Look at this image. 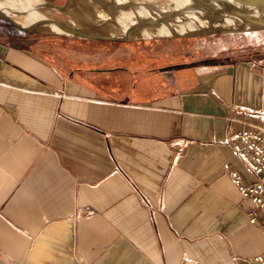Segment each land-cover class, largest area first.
Masks as SVG:
<instances>
[{"label":"crops","instance_id":"1","mask_svg":"<svg viewBox=\"0 0 264 264\" xmlns=\"http://www.w3.org/2000/svg\"><path fill=\"white\" fill-rule=\"evenodd\" d=\"M30 35L0 19V263L252 264L229 134L264 108V54L103 67Z\"/></svg>","mask_w":264,"mask_h":264},{"label":"rangeland","instance_id":"2","mask_svg":"<svg viewBox=\"0 0 264 264\" xmlns=\"http://www.w3.org/2000/svg\"><path fill=\"white\" fill-rule=\"evenodd\" d=\"M0 1L4 5L9 4L17 7L29 5L27 10L33 9L46 18L62 21L76 30L101 36L123 38L105 42L102 40L107 39L82 37L63 30L22 27L25 32L31 34L30 36L68 42V49H70L72 39H81L84 44V60L88 64L93 62V65L98 64L103 67L118 63L123 64L128 61L125 57L130 56V60L135 63L152 61L154 66L161 64V62H166L170 64L169 66L181 62L203 65L227 63L264 54V28L228 31L202 30L166 36L137 34L126 36L122 33L125 25L129 23L127 16L132 14L134 17L131 8H111L109 12L95 0H41L40 4H34V8H31V0ZM126 1L136 5L134 13L139 17L149 16V14H140L146 9L142 4L137 3L138 0ZM155 1L158 2L159 0H154L151 4H155ZM0 19L5 24H12L1 15ZM107 55L110 56L107 57ZM74 56V50L68 52L70 60L72 58L74 60ZM158 69H161L160 65L156 68V70Z\"/></svg>","mask_w":264,"mask_h":264},{"label":"bare ground","instance_id":"3","mask_svg":"<svg viewBox=\"0 0 264 264\" xmlns=\"http://www.w3.org/2000/svg\"><path fill=\"white\" fill-rule=\"evenodd\" d=\"M154 0H138V4H142L146 9L140 14H149V16L139 17L134 13L136 5L126 0H95L96 3L103 6L107 11L111 8H131L133 14H128L129 23L125 25L122 35H169L181 34L197 30L214 28L217 19L220 17L225 26L242 27L243 22L231 21V19L223 18L224 13L228 9L242 8L247 14H258L264 17V0L259 5H241L238 3H229L226 6L216 7L211 13V2L209 0H159L155 4ZM136 3V1H133ZM17 3V2H15ZM41 0H31V8L34 4H40ZM162 5V6H159ZM29 6V5H28ZM27 5L17 7L9 4L4 5L0 1V9L7 17L22 27H31L35 29H52L62 31L63 28L69 27L64 25H55L51 22H45L44 16L37 11L27 10ZM25 13H20V12ZM219 18V19H220ZM242 23V24H241ZM66 26V27H65ZM71 28V27H70ZM65 31V30H63Z\"/></svg>","mask_w":264,"mask_h":264},{"label":"built area","instance_id":"4","mask_svg":"<svg viewBox=\"0 0 264 264\" xmlns=\"http://www.w3.org/2000/svg\"><path fill=\"white\" fill-rule=\"evenodd\" d=\"M237 112L245 115L248 120L236 119L243 126L230 131L229 141L233 153L254 178L245 182L235 169L229 170V178L239 194L249 198L259 210L260 227L264 233V108H240ZM227 166L224 164V167ZM255 219V215L250 217L251 221ZM252 264H264V250L252 257Z\"/></svg>","mask_w":264,"mask_h":264},{"label":"water","instance_id":"5","mask_svg":"<svg viewBox=\"0 0 264 264\" xmlns=\"http://www.w3.org/2000/svg\"><path fill=\"white\" fill-rule=\"evenodd\" d=\"M211 2L210 5V11L211 13L213 12L212 10H214L216 7H222V6H226L229 3H238L241 5H254L257 6L259 5L261 2H263V0H209ZM0 15L4 18H6L8 21H10L13 25L17 26V27H21L19 24H17L16 22H14L13 20H11L9 17H7L3 11L0 9ZM220 18V17H219ZM217 19V23L215 24L214 28H208V29H204L205 31L208 30H214V31H223V30H257V29H261L264 28V17L258 15V14H247L244 13L242 11V8H235V9H228L227 7V11L224 13L223 18L226 19H231V21L233 20V22L237 21H241L243 22L242 27L238 28V27H233V26H225L223 24V19ZM43 20L45 22H51L54 23L55 25H60L62 27H64V25H66L65 23H63L62 21H57L55 19H50V18H46L44 17ZM242 24V23H241ZM66 27V26H65ZM63 30L71 33V34H75L78 36H82V37H87V38H104V39H123V38H117V37H113V36H101V35H97V34H90L84 31H80V30H76L70 27L67 28H63ZM202 31V30H197ZM197 31H192V32H197ZM189 33V32H187ZM169 35H179V34H169ZM153 36V35H152ZM166 36V35H165ZM1 264V263H0Z\"/></svg>","mask_w":264,"mask_h":264}]
</instances>
